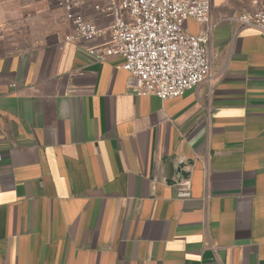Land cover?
Masks as SVG:
<instances>
[{"label": "crops", "instance_id": "crops-1", "mask_svg": "<svg viewBox=\"0 0 264 264\" xmlns=\"http://www.w3.org/2000/svg\"><path fill=\"white\" fill-rule=\"evenodd\" d=\"M257 1L212 0L210 77L165 101L65 42L61 9L15 26L35 46L0 49V264H264V39L232 20Z\"/></svg>", "mask_w": 264, "mask_h": 264}, {"label": "built area", "instance_id": "built-area-1", "mask_svg": "<svg viewBox=\"0 0 264 264\" xmlns=\"http://www.w3.org/2000/svg\"><path fill=\"white\" fill-rule=\"evenodd\" d=\"M88 1L54 0L71 29L64 41L82 42L84 52L96 63L119 59L134 95L165 101L208 81L215 25L212 0H97L93 10L111 19L105 28L86 20L80 12ZM189 19L201 26L197 35L186 31ZM232 20L255 29L264 39V7ZM180 196L188 197L187 189Z\"/></svg>", "mask_w": 264, "mask_h": 264}, {"label": "rangeland", "instance_id": "rangeland-1", "mask_svg": "<svg viewBox=\"0 0 264 264\" xmlns=\"http://www.w3.org/2000/svg\"><path fill=\"white\" fill-rule=\"evenodd\" d=\"M25 5L27 6V13L24 12ZM10 8L11 10L14 9L15 12L11 13L12 16L6 17L9 16ZM56 10L58 9L54 0H0L1 51H13L35 46L34 44L26 43L23 39V36H25L24 31L16 30L15 26L25 24V21H27L26 15L28 16L29 14H32L34 22L37 21L38 25H41L40 20L44 13L51 18ZM10 35L16 36H12L14 37L13 39H6L10 38Z\"/></svg>", "mask_w": 264, "mask_h": 264}, {"label": "water", "instance_id": "water-1", "mask_svg": "<svg viewBox=\"0 0 264 264\" xmlns=\"http://www.w3.org/2000/svg\"><path fill=\"white\" fill-rule=\"evenodd\" d=\"M182 168H183V165H177V167L174 171L175 176H178V175L182 176V174L184 172V171H182Z\"/></svg>", "mask_w": 264, "mask_h": 264}]
</instances>
